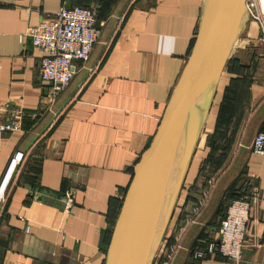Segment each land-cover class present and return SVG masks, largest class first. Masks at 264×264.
<instances>
[{"label": "crops", "instance_id": "0c3cea01", "mask_svg": "<svg viewBox=\"0 0 264 264\" xmlns=\"http://www.w3.org/2000/svg\"><path fill=\"white\" fill-rule=\"evenodd\" d=\"M87 5L97 14V42L46 105L41 53L22 34L59 7ZM202 5L0 0V104H17L23 113L20 129L5 132L0 147V184L13 152H23L0 190V264H103L104 237L183 69ZM228 59L158 245L164 258L155 264H264V156L250 151L253 135L264 131V29L246 21ZM226 89L243 102L241 120L219 168L208 164L201 173L209 149L224 148L223 129L214 126L225 92L224 102L232 101ZM231 187L251 193L240 257H203L202 249L217 242L216 213ZM66 193L72 203L63 213Z\"/></svg>", "mask_w": 264, "mask_h": 264}, {"label": "water", "instance_id": "95a60500", "mask_svg": "<svg viewBox=\"0 0 264 264\" xmlns=\"http://www.w3.org/2000/svg\"><path fill=\"white\" fill-rule=\"evenodd\" d=\"M244 1L203 0L183 69L147 147L132 169L103 264L151 263L170 219L217 81L245 25ZM6 180L7 176L0 190Z\"/></svg>", "mask_w": 264, "mask_h": 264}, {"label": "built area", "instance_id": "2783aa9c", "mask_svg": "<svg viewBox=\"0 0 264 264\" xmlns=\"http://www.w3.org/2000/svg\"><path fill=\"white\" fill-rule=\"evenodd\" d=\"M246 21L264 29V0H245ZM22 35L31 39V44L41 55L37 70L40 81L46 84L45 104L50 105L57 94L67 86L76 71L77 63H84L97 42L98 29L95 8L91 6L59 7L46 14L38 24L27 27ZM22 35L19 36L22 37ZM22 109L10 102L0 104V147L5 132L20 129ZM250 151L264 156V131L256 132L250 142ZM23 152L16 150L10 157L5 176L7 180L21 164ZM4 176V177H5ZM6 180V181H7ZM39 195L34 194L37 199ZM2 199V198H1ZM63 213L71 207L69 194L60 198ZM248 201H233L223 211L216 227V250L227 261L239 259L248 220ZM214 244H208L205 253L211 255ZM197 257H202L201 253ZM165 264V263H163Z\"/></svg>", "mask_w": 264, "mask_h": 264}, {"label": "trees", "instance_id": "16d2710c", "mask_svg": "<svg viewBox=\"0 0 264 264\" xmlns=\"http://www.w3.org/2000/svg\"><path fill=\"white\" fill-rule=\"evenodd\" d=\"M96 19H97V14H96ZM230 62H231V59H228L226 62V67H228ZM235 82H237V81L235 80ZM227 89H228V87H227ZM227 89H226V91H227ZM231 91L230 90L227 91V97H229V99H231L232 101H231V103H228V100L224 102V96L226 94V92H225V94L223 96V100L219 104V108L217 111V117L215 119V126H214L215 131L218 128V126H221L222 128H220V129H223L222 135L225 136L224 141H223L224 142L223 143L224 148L222 149V151L220 153L216 152L215 154H212V149H209V153L207 154L206 159H205V161H204V163L200 169L201 173L207 169L208 164H211L212 167L214 168V170L219 168L221 162L227 156V153H228V150L230 147V142L228 139L230 138L232 133L237 129V127L240 123L241 114H242V110H243V102L239 98V94L235 93L234 91H232V92ZM131 174H132V171H131ZM205 187H206V185L204 183V185L202 186V189H205ZM36 188H38L37 185L35 183H32L31 189H36ZM250 195H251V193L249 194L246 189L243 192H239L238 190H234L232 187L229 188L228 190H226L223 194L222 201H221L219 208L217 210L216 220H219L223 217V211L225 210L226 206L229 203H231L233 201H248ZM119 207H120V204L117 206L116 211L113 214V217L111 220V226H113V224H114L117 213L119 211ZM109 236H110V232L106 233V235L104 237V243H103V249H102V251L104 253H105V250H106V247L108 244ZM206 248H207V245H206V247H204V249H202L203 257L209 256L208 254L205 253ZM212 253H215L218 255V257H220L219 254L217 253L215 243H214V249H213ZM163 255H164V250L162 252V256ZM162 256L160 257L159 262L162 260V258H164V256L163 257Z\"/></svg>", "mask_w": 264, "mask_h": 264}, {"label": "rangeland", "instance_id": "374dc122", "mask_svg": "<svg viewBox=\"0 0 264 264\" xmlns=\"http://www.w3.org/2000/svg\"><path fill=\"white\" fill-rule=\"evenodd\" d=\"M180 189H181V188H180ZM168 222H169V221H168ZM164 234H165V233L162 234V237H161V239H160V241H159V244L162 243V240H163V238H164ZM159 244H158V245H159ZM158 247H159V246H157V249H156V251H155V253H154V256H153V258H152L150 264H155L156 262H158L157 260H159V254H158L159 252H158V251L160 250V248H159V250H158Z\"/></svg>", "mask_w": 264, "mask_h": 264}]
</instances>
